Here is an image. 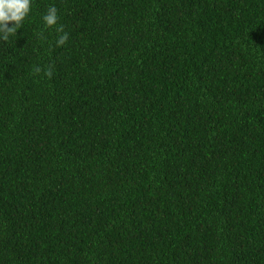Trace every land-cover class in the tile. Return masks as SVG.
<instances>
[{"label": "trees", "instance_id": "trees-1", "mask_svg": "<svg viewBox=\"0 0 264 264\" xmlns=\"http://www.w3.org/2000/svg\"><path fill=\"white\" fill-rule=\"evenodd\" d=\"M0 264H264V0H32L0 41Z\"/></svg>", "mask_w": 264, "mask_h": 264}, {"label": "clouds", "instance_id": "clouds-1", "mask_svg": "<svg viewBox=\"0 0 264 264\" xmlns=\"http://www.w3.org/2000/svg\"><path fill=\"white\" fill-rule=\"evenodd\" d=\"M31 4L32 0H0V41L7 42L11 36L17 34L18 29L21 28L24 20L31 12ZM42 19L46 29L55 27L58 34L55 42L56 46L66 45L69 40V33L65 31L63 25L57 26L59 20L57 8L54 5L50 6ZM9 24L12 26L10 27ZM37 35L41 39H46L43 30ZM54 67V64L46 65L44 68L34 65L31 74L39 75L43 73L45 77L51 79Z\"/></svg>", "mask_w": 264, "mask_h": 264}]
</instances>
